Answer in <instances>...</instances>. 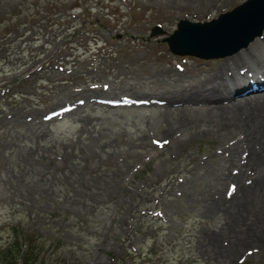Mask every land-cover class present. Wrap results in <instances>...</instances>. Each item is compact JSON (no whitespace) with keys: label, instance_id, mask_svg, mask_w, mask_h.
<instances>
[{"label":"rangeland","instance_id":"1","mask_svg":"<svg viewBox=\"0 0 264 264\" xmlns=\"http://www.w3.org/2000/svg\"><path fill=\"white\" fill-rule=\"evenodd\" d=\"M243 1L0 0V264H264L263 235H233L239 221L206 215L251 193L205 185L201 159L217 140L155 151L161 105L68 97L94 84L97 66L99 82H117L118 66L139 78L147 62L186 74L219 65L232 53L177 54L164 38L181 18L210 20Z\"/></svg>","mask_w":264,"mask_h":264},{"label":"bare ground","instance_id":"2","mask_svg":"<svg viewBox=\"0 0 264 264\" xmlns=\"http://www.w3.org/2000/svg\"><path fill=\"white\" fill-rule=\"evenodd\" d=\"M259 36L258 39L254 37L249 46L239 49L232 53L233 55L230 53L231 56L223 59L219 65L208 69L192 66L188 70L189 74H186L184 68L179 66L177 68L180 70L175 68L166 70L156 61L147 62V71L139 78H134L135 70H132V66H118L119 71L115 74L117 82L114 80L99 82L102 77L99 75L100 67L97 66L86 70L94 77L98 75V78L92 77L96 80L94 84L77 88V91L69 92L68 96L72 97L77 95L76 93L86 94L88 90H91L88 96L93 94L92 99L95 102L116 104L118 101H123L129 104L161 105L163 109L160 110L157 119L160 130L156 132L157 137L154 136L155 141L152 143L155 151L173 147L175 149L172 148L173 152H176L182 143L196 136H211L217 140L219 143L217 151L201 159L202 162L205 160L206 173H209L207 175L212 177L211 182L205 185L209 188L215 185L216 188L217 185L236 186L251 193L240 194L235 200L239 201L238 205L221 204L219 206L213 203L212 208L207 207L206 215L222 214L226 216L227 223L228 218L230 221L236 219L242 226H239L240 230L234 228L237 234L233 235L248 237L264 236V31ZM246 65H250L246 69L244 78L247 84L235 87L233 83L236 80L235 76L243 73ZM81 68L84 67L66 70V72L76 73L81 71ZM52 75L54 74L51 73L49 76ZM55 75L57 76V73ZM58 108L55 109V113L60 115L70 107ZM149 123L151 124L150 120ZM218 190L221 194L222 189L219 187ZM216 228H211V233L214 235L225 231L222 225ZM204 229L207 230V228Z\"/></svg>","mask_w":264,"mask_h":264},{"label":"water","instance_id":"3","mask_svg":"<svg viewBox=\"0 0 264 264\" xmlns=\"http://www.w3.org/2000/svg\"><path fill=\"white\" fill-rule=\"evenodd\" d=\"M264 28V0H244L211 20L181 19L164 38L177 54L203 58L219 57L237 51L260 35ZM161 32L154 27L152 33Z\"/></svg>","mask_w":264,"mask_h":264},{"label":"trees","instance_id":"4","mask_svg":"<svg viewBox=\"0 0 264 264\" xmlns=\"http://www.w3.org/2000/svg\"><path fill=\"white\" fill-rule=\"evenodd\" d=\"M5 264H15V263H13V262L9 261V262H7V263H5Z\"/></svg>","mask_w":264,"mask_h":264},{"label":"snow or ice","instance_id":"5","mask_svg":"<svg viewBox=\"0 0 264 264\" xmlns=\"http://www.w3.org/2000/svg\"><path fill=\"white\" fill-rule=\"evenodd\" d=\"M157 143H159V142H157Z\"/></svg>","mask_w":264,"mask_h":264}]
</instances>
